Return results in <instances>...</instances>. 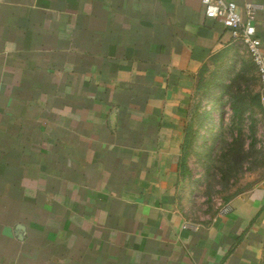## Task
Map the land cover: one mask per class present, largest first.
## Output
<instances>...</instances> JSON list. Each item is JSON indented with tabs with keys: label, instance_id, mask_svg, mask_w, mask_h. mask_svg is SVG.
Segmentation results:
<instances>
[{
	"label": "crops",
	"instance_id": "obj_1",
	"mask_svg": "<svg viewBox=\"0 0 264 264\" xmlns=\"http://www.w3.org/2000/svg\"><path fill=\"white\" fill-rule=\"evenodd\" d=\"M233 1L264 50V0ZM235 42L200 0H0V264H261L264 178L206 222L180 200L198 72Z\"/></svg>",
	"mask_w": 264,
	"mask_h": 264
},
{
	"label": "rangeland",
	"instance_id": "obj_2",
	"mask_svg": "<svg viewBox=\"0 0 264 264\" xmlns=\"http://www.w3.org/2000/svg\"><path fill=\"white\" fill-rule=\"evenodd\" d=\"M234 44L197 75L180 177L183 213L192 223L206 222L264 178L258 77L244 45Z\"/></svg>",
	"mask_w": 264,
	"mask_h": 264
},
{
	"label": "built area",
	"instance_id": "obj_3",
	"mask_svg": "<svg viewBox=\"0 0 264 264\" xmlns=\"http://www.w3.org/2000/svg\"><path fill=\"white\" fill-rule=\"evenodd\" d=\"M208 18L218 19L244 45L259 79V102L264 113V50L256 34V6L246 3L243 13L233 0H200Z\"/></svg>",
	"mask_w": 264,
	"mask_h": 264
},
{
	"label": "trees",
	"instance_id": "obj_4",
	"mask_svg": "<svg viewBox=\"0 0 264 264\" xmlns=\"http://www.w3.org/2000/svg\"><path fill=\"white\" fill-rule=\"evenodd\" d=\"M258 101H259V97H258ZM259 107H260V109H261V111H262V108H261L260 102H259ZM187 129H188V128H186V133H187ZM186 135H187V134H185L184 144H183V147H182V162H181V163H182V164H181V165H182V166H181V167H182V172H183V171H186L185 157H184V154H183V153H184L183 148L186 147V140H187V139H186Z\"/></svg>",
	"mask_w": 264,
	"mask_h": 264
},
{
	"label": "water",
	"instance_id": "obj_5",
	"mask_svg": "<svg viewBox=\"0 0 264 264\" xmlns=\"http://www.w3.org/2000/svg\"><path fill=\"white\" fill-rule=\"evenodd\" d=\"M15 229H16V231H20L23 229V225L18 224V225H16Z\"/></svg>",
	"mask_w": 264,
	"mask_h": 264
}]
</instances>
